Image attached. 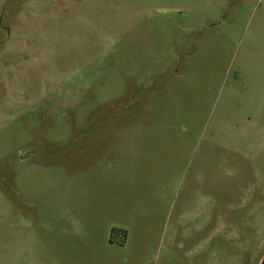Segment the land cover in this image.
I'll list each match as a JSON object with an SVG mask.
<instances>
[{
    "label": "rangeland",
    "instance_id": "374dc122",
    "mask_svg": "<svg viewBox=\"0 0 264 264\" xmlns=\"http://www.w3.org/2000/svg\"><path fill=\"white\" fill-rule=\"evenodd\" d=\"M262 262L264 0H0V264Z\"/></svg>",
    "mask_w": 264,
    "mask_h": 264
},
{
    "label": "crops",
    "instance_id": "0c3cea01",
    "mask_svg": "<svg viewBox=\"0 0 264 264\" xmlns=\"http://www.w3.org/2000/svg\"><path fill=\"white\" fill-rule=\"evenodd\" d=\"M119 244H122V242H118Z\"/></svg>",
    "mask_w": 264,
    "mask_h": 264
},
{
    "label": "water",
    "instance_id": "95a60500",
    "mask_svg": "<svg viewBox=\"0 0 264 264\" xmlns=\"http://www.w3.org/2000/svg\"><path fill=\"white\" fill-rule=\"evenodd\" d=\"M261 264H264V262H262Z\"/></svg>",
    "mask_w": 264,
    "mask_h": 264
}]
</instances>
